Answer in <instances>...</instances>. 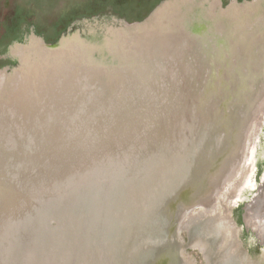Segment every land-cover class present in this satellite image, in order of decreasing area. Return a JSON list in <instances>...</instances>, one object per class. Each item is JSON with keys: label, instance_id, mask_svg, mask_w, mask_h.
Listing matches in <instances>:
<instances>
[{"label": "bare ground", "instance_id": "bare-ground-1", "mask_svg": "<svg viewBox=\"0 0 264 264\" xmlns=\"http://www.w3.org/2000/svg\"><path fill=\"white\" fill-rule=\"evenodd\" d=\"M162 4L146 20H122L124 24L118 20L114 25L125 26V31L120 29L125 42L132 35L139 40L148 38L140 45L144 51L153 42L150 37H157L163 46L169 44L164 36L171 31L180 35L181 28L186 29V35L192 36L181 37L195 57L183 75L176 74L181 67L176 66L175 71L174 61L160 57L164 46L159 53L151 49L143 62L140 57L146 53L128 49L124 54L127 47L118 44L119 49H114L124 60L93 64L92 74L78 76L79 66L72 62L75 58L95 56L93 49L99 56L104 52L102 42L93 36L101 39L98 33L89 40L64 33L58 43L40 41L37 49L25 52L21 48L16 54L14 47L20 43L10 46V56L21 64L7 81V97H0V205L10 209L8 221H0V246L10 241L6 264H191L182 255L187 244L182 229L188 245L203 252L206 264H212V254L221 257L226 251L227 225L221 216L231 204L230 190L238 189L264 120V88L254 89V75L226 71L239 60L227 57L222 14L215 17L210 8L198 13L199 2L180 1L175 13L167 12L159 20V13L168 7ZM177 12L182 18H176ZM212 26L217 32L211 36ZM166 30L170 32L166 34ZM172 42L171 48L179 45ZM178 54V58L185 55ZM59 55L77 70L71 79V73L68 77L58 73L57 81L49 86L43 78L31 94L18 92L17 85L12 97L17 81L35 87L41 70L35 71L36 64L28 67L30 60ZM109 64L124 66L115 69ZM85 66L83 70L88 68ZM23 68L36 78L31 80ZM126 69L129 71L123 75ZM163 69H168L171 79L166 84H152L155 91H161L156 93L155 104L151 101L155 132L140 138L130 151L111 148L101 152L102 142H109L105 137L129 131L124 120L132 118L128 111L141 101L139 96H130L135 88H143V79L157 78ZM129 77H138L143 83L132 85ZM249 80L248 88L240 83ZM167 84H171L169 89ZM244 87L248 94L238 101L237 93L246 90ZM168 92L172 100L165 103ZM122 151L125 156L115 161L113 154L122 155ZM54 188L57 193L51 194ZM35 196L40 197L36 200ZM29 203L34 204L27 207ZM4 211L0 208L2 216ZM249 223H259L257 213Z\"/></svg>", "mask_w": 264, "mask_h": 264}, {"label": "rangeland", "instance_id": "rangeland-1", "mask_svg": "<svg viewBox=\"0 0 264 264\" xmlns=\"http://www.w3.org/2000/svg\"><path fill=\"white\" fill-rule=\"evenodd\" d=\"M173 1L174 0H0V75H2L1 79L3 80V83L1 84L0 97H7V92L4 93V90L10 89L8 82L12 75L17 74L16 67L21 64L19 60L10 56V46L14 42H18L20 44H17V46L14 47V53L16 54L17 52H21V48L24 49L25 52H28L30 50L37 49L40 45V41H45L47 44H54L61 34L65 33L67 30V37L74 35L78 37L82 36V38L86 40H89L91 34L93 35L94 33L102 35L101 39L100 35H93L94 38L99 39V41L102 42V51H104L101 52L102 55L99 56V51L97 49H93L92 54L95 56L88 57L86 55L82 59L78 57L72 61L74 64L79 66L78 76L80 74L81 76L88 75L90 73L92 74L93 71L91 70H95V68L92 67L93 64L100 63L101 65L105 62H113L116 60V58L119 59L118 62L124 60L123 56H117L116 50L119 49L117 47L118 44H123V47H127L124 48V54L128 52V49L131 50L130 53H146L147 56L140 57L143 62L150 56L148 54L151 49L158 51L159 53V50L163 49L162 47L164 46L166 54L164 53L163 55H160V57L164 59L168 57L171 62L174 61L172 63L175 66V71L178 70L176 66L181 67V71L176 74H185L184 70H187L189 63L191 65V59L194 60L195 57L192 56L189 46H185L186 41L183 37H181V35L184 36L188 33L185 31L186 29L181 28L182 31L180 32V35L173 34L172 31L170 32V30L164 31L166 34L169 32L170 34L164 36L165 40H168L169 44H163V46L157 43V37H150V40L153 42L150 41L148 43L149 45L147 50L145 49L144 51L140 48V45L144 41H147L148 38L139 40L138 36L132 35L131 39H129V41L126 40L125 42V39L122 38L124 32L120 31V29L125 31V26L123 27L121 24H119L116 28L114 25L118 20H120L122 23V20H125L128 23H135L145 20L151 15L153 10L158 8L162 3L163 6H169V14H172L175 13L179 8V5L176 4L177 2H191V0H175L174 3H172ZM196 2H199L197 6L198 13L206 12L210 8L209 10L212 11L211 14H213L215 17L218 13L224 16V21L221 23H223V32L226 30L224 40L227 45V57L229 59L232 57L233 59L239 60L237 63L238 65H230L226 68V71L228 73L254 75L256 79V82L253 84L254 89L260 90L264 88V0H196ZM171 11L174 12L171 13ZM160 13L158 16L159 20L161 19V16L166 14L164 12L161 14ZM220 14L219 16H221ZM176 15V18H179V16L182 18V15H179V12H177ZM162 23L165 24L164 21ZM134 25L136 26L137 24ZM176 29H178V27H176ZM176 29H174V33L176 32ZM69 32L71 33L69 34ZM209 32V34L212 32L211 36L214 32H217L215 26H212ZM176 36H180L182 39H177ZM191 36V34L186 35L187 38ZM31 39H36V41ZM173 40L179 43V47L177 45H173L171 48L172 43H174L172 42ZM99 41L95 40L93 42L99 43ZM24 42L25 44H23ZM98 43L96 44L98 45ZM234 43H236V46H234ZM137 46H139V48ZM114 47L117 49L115 50ZM205 49H208V46H206ZM85 50L87 49L85 48ZM171 53H183V55L185 53V55L182 58H178L177 54L170 55ZM60 56L61 55L54 58L51 57L49 60L39 57L38 62H33L34 60H30L28 62V67H30L31 64H36L38 65V68L35 71L38 72L39 69L41 70L37 73V78L36 75H33L32 73L30 74V71H28L26 68H23V72L28 77H30L31 80H33L34 77L36 78L34 83L36 88L33 86L30 88V85L28 87L24 86V84L20 83L21 80L17 81L12 87V90L15 91L12 97H14L16 93L17 85H19V90H17L18 92L31 94L34 93V90L37 91V86L42 83L43 78V81L49 83V86L50 84L57 81L56 75L58 73H61L63 76L67 75V77L71 73V79L72 75L77 70L75 67L71 68L73 66L67 64L68 61L64 60V57ZM172 56H174V58ZM134 59L135 60L133 61L138 60V58ZM143 62L142 65L144 69H147L145 66L146 64ZM121 63L126 65L128 61H122ZM85 65H88V68L83 70V68L86 67ZM109 65L113 66L112 64ZM217 65L218 64H216V66ZM122 66L124 65L120 64V66L116 67ZM130 66L131 65L126 66V68L129 69ZM216 66L215 68H217ZM7 67H9L10 70L5 69ZM116 67L114 68L117 69ZM167 70L168 69H166L165 72L163 69L161 71V75H158L157 78L147 76V79H143L146 80L145 83L141 82L138 77H129V79H132L133 81L131 82L132 85H136L137 82L144 84L143 88L136 87L135 92L132 93L133 95H130L133 99L139 96L141 101L133 105L130 108V111H128L127 114L132 115V118H130L128 121L127 119L124 120V122L128 123L127 126L129 127V131L120 130V132H124L125 134L120 135L114 132L113 134L105 137L103 140H108L109 142H102V147L100 149L101 152L102 150L110 152L111 148H121V150L129 149L130 151L131 148L134 149V147H137V142L140 140V138L149 137L152 135L150 134L151 132H155V126L153 125V120L155 119L154 117H151V114L155 111L152 109L153 106H151V101L153 104H155L156 93L161 94V91H155V88L152 87V84L154 83L153 85H155V82L161 83V85L169 83L171 78H169V71L167 72ZM128 71L129 70L126 69L123 75H125V73ZM43 74L44 76L42 77ZM48 76L52 77L51 80H48ZM53 77H55L56 80ZM149 77H152L153 79H149ZM78 79L79 77H77V80ZM181 80H183V78H181ZM141 83L138 86H141ZM240 83L242 86L245 85L248 88V83H250V80L247 82L241 81ZM168 85L171 84H167V88L169 89ZM160 89L161 88L158 90ZM238 92V101L241 100V98L245 99V96L248 94L247 89L242 90V93L241 90ZM163 93H165V91ZM168 93V97L164 100L165 103H169L170 100H172L170 99V92ZM231 94L232 92L230 93V96ZM190 96L191 94H189V97ZM159 99L161 98L159 97ZM19 100L21 103H23L21 98L18 99V101ZM142 102H144V104H142ZM147 118L150 119V121L145 122ZM130 122L132 124H130ZM134 124L135 126H133ZM143 127L145 128L142 129ZM137 132L139 133L138 135L136 134ZM99 141L101 140L96 141V143H99ZM113 155V158L116 161L118 160V157L122 159V157L125 156V153L122 151V155L118 153H114ZM251 157L249 163H247L245 166L243 174L240 176L239 182L237 183V185L239 184L240 186L239 190H230V194H233L232 201L228 208L229 210L224 213L222 219L224 220V223L232 226L234 230L237 231V238H232V229H230L231 227L229 228L228 235L225 237V239L227 238V244L228 240H232L235 242L234 247L236 248L238 240L239 251H241L246 257V260H248L249 264H264V239H259V237L254 233L253 229L246 225V221H244L245 210H242L243 206L253 199V195L257 193L264 180V120H262V125L257 133V138L254 139ZM47 188H49V186H46L44 189L47 190ZM50 191L51 194L55 192L57 193L56 188ZM262 192L264 193V187ZM37 197L35 196L34 198L38 200ZM33 204L34 203H29L27 207L32 206ZM7 207L9 206L1 203V210L6 209L7 212L4 211L6 214L5 216H2V213H0V221H8L10 209ZM52 226L54 225L52 224ZM180 234L182 237H184V244L187 243L186 247L183 248V257L190 262L192 261V264H206L203 252L199 248H193L192 246L188 245L186 231L182 229ZM9 247L10 241H7L6 244L0 246V264L2 262L1 259L5 260V264L10 261ZM222 256L220 257L219 254H212V264H223L224 260ZM234 258L235 255L232 257H227L225 259V263L237 264Z\"/></svg>", "mask_w": 264, "mask_h": 264}, {"label": "flooded vegetation", "instance_id": "flooded-vegetation-1", "mask_svg": "<svg viewBox=\"0 0 264 264\" xmlns=\"http://www.w3.org/2000/svg\"><path fill=\"white\" fill-rule=\"evenodd\" d=\"M176 4L178 5V2ZM167 8H169V6L166 7V9H163L162 12H164V13L169 12ZM156 13L157 12H155L154 15ZM70 33L71 32H69V34ZM250 153H251V155H250ZM249 155H250V157L252 156V152L251 151L249 152ZM250 157L248 158V162L247 163H249L250 159L252 158V157L251 158ZM244 169H245V167H244ZM231 186H233V189H234V187H235L234 186V183ZM263 187H264V180H263L262 185H260L257 193L253 195V199L251 201L247 202V204H245V206H243V209H242V210H245V213H244V219L245 220L244 221H246L245 222L246 225L248 227H250L251 229H253L254 233L259 237V239H262V240L264 239V193L262 192L263 191ZM239 188H240V186L238 184V189L237 190H239ZM228 208H229V206H228ZM228 208L225 209V210H223V212L225 213V211L229 210ZM254 212H255V214L257 213V220H258L259 223H257V224L256 223L255 224H250L249 221L252 218V214ZM224 213L222 214L221 217H223ZM225 225H227V227H225L227 229L226 230L227 233H228L229 227H231V229H232L231 230L232 238L233 237H236L237 238V231H235L232 226H230L228 224H225ZM225 241L227 242V238L225 239ZM234 245H235V242H233L232 240L231 241L228 240L227 249H225L226 251L224 253H222L223 254L224 262H225V259L227 257H230V256L232 257L233 255H235V257L237 258L236 259L237 260V264H249L248 260H246V257L242 254L241 251H239L238 240H237V246H236V248L234 247Z\"/></svg>", "mask_w": 264, "mask_h": 264}, {"label": "water", "instance_id": "water-1", "mask_svg": "<svg viewBox=\"0 0 264 264\" xmlns=\"http://www.w3.org/2000/svg\"><path fill=\"white\" fill-rule=\"evenodd\" d=\"M147 18H148V17H147ZM147 18H146V19H147ZM146 19H145V20H146ZM67 32H68V30H67L65 33H67ZM63 34H64V33H63ZM63 34H61V36L58 38V40H57L55 43H58V42L60 41V39H61V37H62ZM5 69H7V70L9 69V70H10L9 67H7V68H5ZM262 74H263V73H262ZM244 117H245V116H244ZM182 253H183V252H182ZM182 255H183V254H182ZM190 263H191V262H190ZM191 264H192V263H191Z\"/></svg>", "mask_w": 264, "mask_h": 264}]
</instances>
